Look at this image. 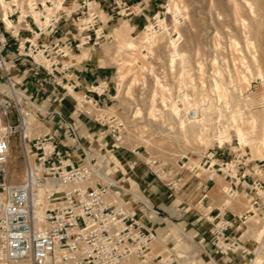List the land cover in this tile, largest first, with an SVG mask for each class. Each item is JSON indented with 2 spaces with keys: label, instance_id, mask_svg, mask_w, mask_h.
<instances>
[{
  "label": "built area",
  "instance_id": "obj_1",
  "mask_svg": "<svg viewBox=\"0 0 264 264\" xmlns=\"http://www.w3.org/2000/svg\"><path fill=\"white\" fill-rule=\"evenodd\" d=\"M68 3L18 0L7 9L9 27L0 8V264H199L195 255L176 246L164 243L165 250L156 251L155 243L161 242L154 227L160 225L156 221L161 213L146 199L105 184L96 175L98 168L82 146L75 119L106 128L116 142L126 126L106 108L113 99L112 81L81 89L70 59L84 49L112 43L115 29L106 28L99 0H77L74 9ZM115 5L120 18L141 17L145 12L141 3L119 0ZM161 16L162 12L155 13L150 18L154 24L148 26L149 21L144 26L148 38L156 33L154 29H166ZM66 23L73 31L62 36ZM173 42L178 46L179 38ZM33 84L39 93L50 85V95L40 98L28 93ZM179 91L176 106L182 101L183 89ZM64 97L74 102L69 122L62 111ZM188 116L194 119L197 113ZM16 139L26 173L22 181L11 183L7 165ZM223 146L208 152L199 166L189 165L185 156L172 165L153 157L144 164L174 193L193 187L195 203L205 211L194 223L200 224L194 239L205 226L208 237L199 245L209 257L214 253L232 263L235 255L247 253L238 236L239 223L253 211L238 216L227 208L212 207L210 192L219 175L230 184L224 191L227 197L246 189L252 206L262 210L264 223L260 178L264 164L244 153L241 143L229 156ZM128 166L133 170L137 162L130 160ZM127 196L136 199L128 201ZM162 219L166 226L167 219Z\"/></svg>",
  "mask_w": 264,
  "mask_h": 264
},
{
  "label": "rangeland",
  "instance_id": "obj_2",
  "mask_svg": "<svg viewBox=\"0 0 264 264\" xmlns=\"http://www.w3.org/2000/svg\"><path fill=\"white\" fill-rule=\"evenodd\" d=\"M4 1L3 13L18 0ZM25 1L20 0L22 3ZM158 4L161 8L153 4L147 11L146 21H150L151 13L159 9L166 29H154L156 37L150 36L151 43H144L147 40L144 27L133 29L128 24L129 18H125L114 31L112 43H105L92 52H83L87 53V61L102 71L101 78L104 74L112 79L115 87L113 99L107 102L106 108L110 114L122 119L126 126L121 141L112 140L106 128L82 118L74 121L77 134L86 151L90 145L92 148L101 146L103 150L92 154L87 152L114 185L138 194L161 213V219L156 221L160 225L154 229L157 228L159 237L169 234L165 239L166 245L195 255L199 264H264V237H259L261 227L264 228L263 213L252 206L244 188L238 189L236 197H227L224 191L230 184L219 175L210 192L212 207L222 211L227 208L238 216L249 210L254 213L247 214L239 223L238 236L247 253L235 255L230 263L214 253L209 257L199 245L203 238L208 237L205 226L200 228V235L194 239L195 230L200 226L194 223L198 213L205 211L196 205L193 187L187 185L174 193L157 181L144 164L145 159L153 157L172 165L185 156L189 165L199 166L208 152L217 151V145H224L225 154L229 156L240 143L236 129L239 127L250 133L253 121L255 130L248 136L251 142L241 144L242 149L252 160L264 164V156L252 150V143L264 128V82L258 78V71L264 74V0H158ZM175 4L180 11L173 8ZM72 5H75L74 0ZM103 19L107 21L106 16ZM153 24L150 21L148 26ZM121 31H126L130 39H134L136 49L133 52L119 49ZM178 38L179 45L174 42L177 48L174 50L172 42ZM174 51L184 57V62L179 56L173 58ZM180 89L183 91L181 104L177 105L181 110L178 119L173 113V105H176ZM162 97L166 98V106L161 101ZM186 97L188 101L185 104ZM67 98L64 97L63 105L70 109L71 100ZM62 111L69 122L74 108L68 114L64 108ZM191 111H196V119L188 116ZM181 119L185 122L186 133L181 129ZM198 120L200 122H195ZM202 125L205 137L201 141L197 134ZM219 140L223 141L222 144ZM130 160L137 162L133 170L128 166ZM7 172L11 183L22 181L26 173L17 139L14 140ZM260 178L264 182V174ZM134 198L127 196L126 200ZM252 217L258 224L253 228L250 227ZM162 218L167 219L166 226ZM175 226L185 227L193 241H180L172 230ZM165 244L162 246L156 242L155 250L164 251Z\"/></svg>",
  "mask_w": 264,
  "mask_h": 264
},
{
  "label": "crops",
  "instance_id": "obj_3",
  "mask_svg": "<svg viewBox=\"0 0 264 264\" xmlns=\"http://www.w3.org/2000/svg\"><path fill=\"white\" fill-rule=\"evenodd\" d=\"M115 1H119V0H99V5L101 7L100 10L102 11V18L103 16L107 17L106 22H104V19H103V22L106 28L116 30L117 27L120 26L121 21H123L125 18H120L117 15V8L115 5ZM122 1L127 2L128 4L141 3L145 7V12L143 16L129 18L128 21H130V23L128 24L133 29H137V28L141 29L149 22V21H146V13L153 6V4H156L157 8H161V6L158 4V0H122ZM71 4H72V0H69L68 8L74 9L77 6V0H74L75 5H72V7H71ZM157 12H161V11L159 9L156 11H153L150 15V18L152 15H154ZM62 30H63L62 36L66 34V31H70V30L73 31L70 23L64 24L62 26ZM84 50H89L90 52H92L96 49L93 50V49L87 48ZM84 50H82L81 53L75 54L70 59L71 63L74 66V69H73L74 81L80 84L81 89H83L84 87L88 85H92L98 81H102V80L112 81L111 78L106 77L104 74H103V77L101 78L102 71L99 69V67H97L94 63L87 61L88 60L87 58L81 57L82 56L81 54H83ZM51 90H52V87L49 85L45 91H41L39 93L36 86L33 84L29 86L28 93H31L33 95H38L41 98V97L49 96ZM67 99L71 100V106L69 107L70 109L64 106L63 105L64 103L62 105H63V108L65 109V112L68 114L69 111L74 107L73 106L74 102L70 97H68ZM244 192L246 193V196L249 197V192L246 189H244Z\"/></svg>",
  "mask_w": 264,
  "mask_h": 264
},
{
  "label": "bare ground",
  "instance_id": "obj_4",
  "mask_svg": "<svg viewBox=\"0 0 264 264\" xmlns=\"http://www.w3.org/2000/svg\"><path fill=\"white\" fill-rule=\"evenodd\" d=\"M61 1V0H60ZM0 7L3 9V11H4V9H5V7H6V5H5V1L4 0H0ZM176 11H180V9H179V7H178V5H174V7H173ZM4 14V18H3V20H4V22L6 23V25H7V27H9V21H8V19H7V14H8V12L7 11H5V13H3ZM7 21V22H6ZM175 21H177V18H176V20ZM119 32V31H118ZM119 36V35H118ZM154 36V35H153ZM154 37H156V36H154ZM119 38H120V40H119V42H118V47H119V49H127V50H130V51H134L135 49H136V44L135 43H133V40L132 39H130V37H129V35H128V33H126V31L124 32V31H121L120 32V36H119ZM148 41L151 43V39H149L148 37H147V40H146V43H148ZM172 42V41H171ZM172 44H173V46H174V50L175 49H177L176 47H175V45H174V42H172ZM151 47V46H150ZM120 50V51H121ZM119 51V52H120ZM180 53H178L177 51H174V53L172 54L173 55V58L174 57H176L177 58V56H179L180 57V59H181V61H183L184 60V57L182 56V55H179ZM82 55V54H81ZM82 57H87V53H84L83 55H82ZM254 59H255V62H257L256 61V58L255 57H253ZM173 61H174V59H173ZM134 62V61H133ZM184 62V61H183ZM181 63V62H180ZM256 65H257V63H256ZM122 66H124V65H122ZM260 67V66H259ZM259 69V68H258ZM121 71H122V67H121V69H120ZM248 70H250V69H248ZM184 73V71L182 72V74ZM258 78H260L263 82H264V74H263V72H261V71H258ZM122 75V74H121ZM120 75V78H122V76ZM251 75V74H250ZM123 76H124V74H123ZM245 76V75H244ZM157 79V78H156ZM244 79H245V77H244ZM160 80V79H159ZM158 80V81H159ZM244 81H246V80H244ZM163 87V86H162ZM161 88V87H160ZM162 90H163V88H162ZM156 91V90H155ZM165 93V92H164ZM162 96V95H161ZM154 98H155V95H154ZM162 100V103L166 106V98L165 97H162L161 98ZM154 101V100H153ZM185 104L187 103V101H188V97H186L185 98ZM190 105V104H189ZM175 108L173 109V113L176 115V117L178 118L179 117V113L181 112V110H179L178 109V107L176 106V105H173ZM190 107V106H189ZM137 111H139V110H137ZM152 112L153 111H151V115H152ZM194 112H196V111H194ZM138 113V112H137ZM190 113V112H189ZM188 113V114H189ZM151 115H149V116H151ZM153 116V115H152ZM154 117V116H153ZM178 119H180V118H178ZM194 119H196V118H194ZM200 120V119H199ZM195 121V122H200V121ZM180 121V125H181V129H182V131H184V133H186L185 131H186V129L187 128H185V122L181 119V120H179ZM202 121V120H201ZM204 124V123H203ZM252 126H253V130H250L251 132L250 133H252V132H254V128H255V121H253L252 122ZM204 131H205V128H204V126L202 125V127H201V129H200V133H198L197 134V137L201 140L202 138H203V134H204ZM236 132H237V135H238V137H239V140H240V143L243 145V143H249V142H251V141H248V136H249V134L250 133H245L241 128H237L236 129ZM27 136H28V134H27ZM205 137V136H204ZM225 137H226V135H225ZM223 138V137H222ZM221 138V139H222ZM198 139V140H199ZM204 140V139H203ZM202 141V140H201ZM89 142V141H88ZM220 144H222V140H219L218 141ZM250 144V143H249ZM103 147V146H102ZM100 150H103L102 148H101V146H97V148H92V145H90L89 147H87V151L89 152V153H93V152H96V151H100ZM252 150H254L255 151V153L256 154H258V155H261V156H264V128H263V131L261 132V134H259L258 136H257V138H256V140H255V142H253L252 143ZM253 151V152H254ZM264 158V157H263ZM96 175L99 177V178H101V180H103L104 182H105V184H114L113 183V180H110L109 178H108V174H105L104 173V171H102V170H100V169H96ZM135 194V193H134ZM135 197L137 198V199H143L141 196H139L138 194H135ZM230 204V203H229ZM148 208L149 209H152V207H151V204H149L148 203ZM251 221V223H250V227L251 228H253L254 226H257L258 224H257V222L256 221H253V217L250 219ZM162 228V227H161ZM185 228V227H184ZM175 229V230H174ZM174 229H172L173 230V232H174V234H175V236L177 237V238H179L180 239V241L181 240H184V241H191L192 242V239H193V237L187 232V231H185L183 228H180V227H178V226H175V228ZM161 232H163V231H161ZM169 235V234H168ZM168 235L167 236H162V237H159V241L162 243V244H164L165 243V239H166V237H168ZM173 236V235H172ZM259 237H260V239H262V237H264V228L263 227H261V229H260V231H259ZM173 238V237H172ZM168 242H170V241H168ZM167 242V243H168ZM163 246V245H162ZM166 248V246L164 247V249ZM213 261V260H212ZM198 264V263H197Z\"/></svg>",
  "mask_w": 264,
  "mask_h": 264
}]
</instances>
